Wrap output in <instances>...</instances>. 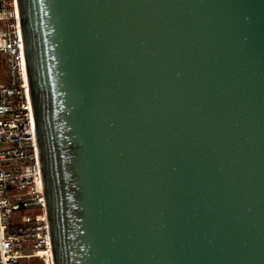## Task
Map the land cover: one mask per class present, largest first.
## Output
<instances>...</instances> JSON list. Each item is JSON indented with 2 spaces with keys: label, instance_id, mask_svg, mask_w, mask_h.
<instances>
[{
  "label": "water",
  "instance_id": "1",
  "mask_svg": "<svg viewBox=\"0 0 264 264\" xmlns=\"http://www.w3.org/2000/svg\"><path fill=\"white\" fill-rule=\"evenodd\" d=\"M54 264H264V0H17Z\"/></svg>",
  "mask_w": 264,
  "mask_h": 264
},
{
  "label": "built area",
  "instance_id": "2",
  "mask_svg": "<svg viewBox=\"0 0 264 264\" xmlns=\"http://www.w3.org/2000/svg\"><path fill=\"white\" fill-rule=\"evenodd\" d=\"M0 264H54L17 0H0Z\"/></svg>",
  "mask_w": 264,
  "mask_h": 264
}]
</instances>
